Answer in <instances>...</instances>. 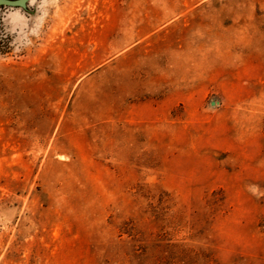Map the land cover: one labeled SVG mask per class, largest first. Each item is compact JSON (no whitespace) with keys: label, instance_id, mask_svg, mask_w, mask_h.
Returning <instances> with one entry per match:
<instances>
[{"label":"rangeland","instance_id":"obj_1","mask_svg":"<svg viewBox=\"0 0 264 264\" xmlns=\"http://www.w3.org/2000/svg\"><path fill=\"white\" fill-rule=\"evenodd\" d=\"M29 8L0 7V264H264V0Z\"/></svg>","mask_w":264,"mask_h":264},{"label":"water","instance_id":"obj_2","mask_svg":"<svg viewBox=\"0 0 264 264\" xmlns=\"http://www.w3.org/2000/svg\"><path fill=\"white\" fill-rule=\"evenodd\" d=\"M31 0H0L1 6L19 7L26 11H29V2Z\"/></svg>","mask_w":264,"mask_h":264},{"label":"clouds","instance_id":"obj_3","mask_svg":"<svg viewBox=\"0 0 264 264\" xmlns=\"http://www.w3.org/2000/svg\"><path fill=\"white\" fill-rule=\"evenodd\" d=\"M32 2L34 3L35 0H32ZM10 15H18V13H10ZM247 187V190L250 191L254 196H257V198L260 197V195H264V193H262L259 189V186L258 185H248L246 186Z\"/></svg>","mask_w":264,"mask_h":264}]
</instances>
